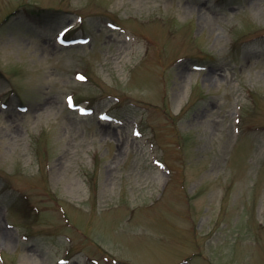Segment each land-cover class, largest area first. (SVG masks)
Masks as SVG:
<instances>
[{
	"label": "rangeland",
	"instance_id": "374dc122",
	"mask_svg": "<svg viewBox=\"0 0 264 264\" xmlns=\"http://www.w3.org/2000/svg\"><path fill=\"white\" fill-rule=\"evenodd\" d=\"M0 23V264H264V0Z\"/></svg>",
	"mask_w": 264,
	"mask_h": 264
},
{
	"label": "trees",
	"instance_id": "16d2710c",
	"mask_svg": "<svg viewBox=\"0 0 264 264\" xmlns=\"http://www.w3.org/2000/svg\"><path fill=\"white\" fill-rule=\"evenodd\" d=\"M27 11H29V10H27ZM15 13H17V12H15ZM31 13V12H30ZM32 14V13H31ZM40 14V12H38V11H35V12H33V16H32V18H34L35 20H36V22H38V24H40V25H42V26H48V25H45V23H42L44 20L43 19H41L38 15ZM8 18L9 17H7L2 23H4V22H7L8 21ZM2 23H0L1 25H2Z\"/></svg>",
	"mask_w": 264,
	"mask_h": 264
},
{
	"label": "snow or ice",
	"instance_id": "6c2138e0",
	"mask_svg": "<svg viewBox=\"0 0 264 264\" xmlns=\"http://www.w3.org/2000/svg\"><path fill=\"white\" fill-rule=\"evenodd\" d=\"M69 102H71V98H69Z\"/></svg>",
	"mask_w": 264,
	"mask_h": 264
}]
</instances>
